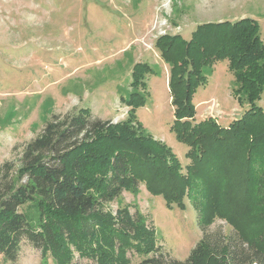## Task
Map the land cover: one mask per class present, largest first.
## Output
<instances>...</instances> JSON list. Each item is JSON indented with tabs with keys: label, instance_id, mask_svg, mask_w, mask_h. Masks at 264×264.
I'll list each match as a JSON object with an SVG mask.
<instances>
[{
	"label": "trees",
	"instance_id": "obj_1",
	"mask_svg": "<svg viewBox=\"0 0 264 264\" xmlns=\"http://www.w3.org/2000/svg\"><path fill=\"white\" fill-rule=\"evenodd\" d=\"M156 47L170 64V131L187 146L186 175L179 173L176 156L133 120V111L145 104L142 95L130 94L125 101L130 110L123 122L91 119L86 109L52 115L25 144L18 165L0 167V255L5 260L15 261L28 242L56 264H69L73 250L85 264H130L127 250L147 256L136 264H264V111L257 104L264 84V42L257 22L243 18L200 25L189 41L166 35ZM225 59L250 106L227 127L211 118L196 121L193 94L206 81L201 67ZM188 60L192 68L186 71ZM137 67L141 77L152 72L145 63ZM140 183L167 206L181 209L190 187L199 229L205 232L212 217L220 216L234 234H203L185 260L172 258L155 246L153 228L144 226L139 213L107 209ZM200 196L210 201L200 206Z\"/></svg>",
	"mask_w": 264,
	"mask_h": 264
},
{
	"label": "rangeland",
	"instance_id": "obj_2",
	"mask_svg": "<svg viewBox=\"0 0 264 264\" xmlns=\"http://www.w3.org/2000/svg\"><path fill=\"white\" fill-rule=\"evenodd\" d=\"M243 18L257 22L264 42V0H0V167L5 162L18 165L25 144L52 115L86 109L91 119L123 122L130 110L125 101L137 94L145 104L133 111V120L176 156L179 173L186 175L187 146L170 131V64L156 41L166 35L189 41L197 26ZM140 63L152 72L139 76ZM133 72L141 80L137 85H132ZM201 74L206 81L193 94L195 120L211 118L227 127L249 108L248 94L239 90L226 59L201 67ZM261 88L257 104L264 111V84ZM189 188L184 209L167 206L143 183L127 188L106 206L111 214L139 213L144 226L153 228L155 246L183 261L203 234H234L220 216L212 217L205 232L199 229ZM197 199L200 206L210 201ZM125 257L136 264L147 256L127 250ZM86 262L72 251L69 264ZM0 264L56 262L23 242L15 261L0 255Z\"/></svg>",
	"mask_w": 264,
	"mask_h": 264
}]
</instances>
